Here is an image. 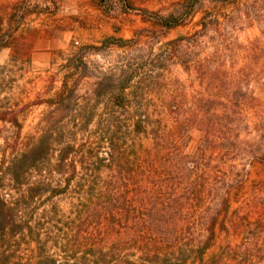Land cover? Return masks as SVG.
<instances>
[{
    "label": "trees",
    "instance_id": "16d2710c",
    "mask_svg": "<svg viewBox=\"0 0 264 264\" xmlns=\"http://www.w3.org/2000/svg\"><path fill=\"white\" fill-rule=\"evenodd\" d=\"M207 1L233 10H205ZM98 2L103 8L107 5L105 0ZM59 8L60 0H16L7 29L0 15V50L11 48L14 56H20L27 46L19 34L24 21L32 15L56 16ZM200 12L195 31L155 52L170 31L187 26ZM143 13L152 29H142L129 40L106 37L100 45L81 46L66 59L61 90L44 101L57 116L54 127L48 126V119L41 137L11 160L0 150V264H22L19 252L32 243L36 248L29 264H114L117 253L128 258L131 250L142 253L141 262L127 259L119 264H188L191 259L204 264L217 225L223 223L227 230L231 193L243 188L246 179L234 173L229 162L242 151L264 164L259 146H238L241 135L250 130L246 111L256 105L252 74L261 66L264 75V62L259 63L264 60V0H183L176 13ZM251 29L258 35L240 43L237 33ZM114 47L125 50V58L101 65L97 59L104 60ZM207 49L209 54L204 53ZM175 67L192 76V95L176 79L174 92L166 96L167 75ZM1 77L0 73V95L5 81ZM86 80H94L95 104L90 110L80 105ZM152 91L160 97V105L150 113L147 97ZM7 101L0 102V122L15 127L18 143L22 111ZM96 116L99 124L90 133L98 141L86 150L90 141L85 137ZM65 120L73 126L60 125ZM191 130L202 133L194 155L185 151ZM142 135L153 136L152 148L140 150L132 144L125 150L130 137ZM105 148L110 159L101 157ZM71 158H79L78 164L69 163ZM79 166L87 175L76 185L83 198L70 211L71 221L52 229L47 227L50 222L34 225L33 214L27 217L24 212L38 199L45 206L65 195ZM104 168L109 173L101 180ZM207 200H213L215 211L205 207ZM54 207L52 222L57 217ZM42 217L49 218V213ZM193 225L207 231L203 241L194 235L187 238ZM56 233L63 242L58 247L63 255L50 254L59 244L54 243ZM251 241L241 252L240 264L264 263V238L256 235Z\"/></svg>",
    "mask_w": 264,
    "mask_h": 264
},
{
    "label": "rangeland",
    "instance_id": "374dc122",
    "mask_svg": "<svg viewBox=\"0 0 264 264\" xmlns=\"http://www.w3.org/2000/svg\"><path fill=\"white\" fill-rule=\"evenodd\" d=\"M41 3L43 0H36ZM107 5L105 8L99 6L98 0H60L59 12L56 16L47 15H32L29 16L21 26L19 34L27 46H23L20 56H14L11 48L0 50V73L1 79H4V91L0 95V102L8 103L11 99L10 105L18 104L17 109L22 111L20 116L23 130L19 142L16 143L15 127L11 124L0 122V150L6 152V158L11 160L15 155L21 154L33 145L44 133L46 128V121L49 119L48 126H55L56 118L52 113V107L46 102L47 99L55 97L62 88V80L64 74L67 72L63 65L66 59L72 55L76 48L84 45H100L105 37L115 36L125 40L132 39L136 32L142 29H152L151 25L144 21L143 11L161 12L163 15L176 13L180 8V3L183 0H105ZM131 3L132 8H129L126 2ZM243 2L246 0H242ZM16 0H0V15L4 17V27L8 28L10 14L13 10V5ZM219 6V5H218ZM215 6L210 2H205L204 9L209 11H216L220 9L222 13H231L232 6L223 8ZM202 13H198L196 17L185 27H179L170 31L166 37L161 40V43L155 47V52L159 51L162 44L175 39L178 36L191 33L197 29L196 23L200 20ZM60 27V29H56ZM59 30L56 36L54 46L58 50L47 51L50 38L55 31ZM258 35L256 29L244 30L237 33L239 42L247 44ZM205 39L204 41L206 42ZM146 39H143L145 42ZM205 47V45H204ZM54 51V52H53ZM210 49L204 51L209 54ZM127 52L123 49L114 47L111 52H107L104 60L97 59L99 63L105 67L108 61L119 62L125 58ZM17 57V58H14ZM30 57V58H29ZM95 60V58H94ZM261 59L259 63H263ZM261 66H258L256 71L252 74L251 87L252 92L256 98V105L252 109L246 111V116L250 125L249 133H243L238 140L242 142L238 146L247 149L248 145L259 146L264 151V75L260 73ZM14 79L15 81H11ZM180 80L185 84V92L192 95L193 88H191L192 76L183 73L179 67L172 68L167 75V83H169V92L166 96L172 94L175 90L174 80ZM7 81H9L7 83ZM94 80H86L80 90L84 97L80 101V105L85 110H90L95 104L94 98L91 94L93 91L92 84ZM170 93V94H169ZM150 102V113L153 110H159L160 97L155 92H150L147 97ZM103 105L98 108L97 115L101 113ZM159 114L156 115L158 117ZM99 124L98 116L95 117L90 124L86 139L90 141L86 150L90 147H95L98 141L97 137L90 132H93ZM60 125L70 128L72 123L65 120ZM151 128V126H150ZM69 130V129H67ZM90 133V134H89ZM81 139V136L79 137ZM202 139V133L198 130H191L188 145L185 151L188 155H194L199 147ZM94 144V145H93ZM132 144H136L140 150L150 149L153 147V136H140L133 140L130 137L127 145H120L125 150L130 148ZM248 146V147H247ZM241 151V150H240ZM110 150L105 148L101 152V157L110 159ZM79 158H71L69 163L76 162L78 164ZM1 162V154H0ZM55 163L56 160H53ZM234 173L245 175V185L241 189H234L231 193L230 210L225 221L227 230H224L223 223H219L216 228V238L212 247L207 251L204 264H240L242 258L241 252L248 248L252 243L251 239L258 235L264 238V164L257 162L254 158L244 152L237 153L229 162ZM78 177L74 180L68 192L53 200L45 206L41 199L36 200L30 209L24 213L33 214V224L38 222H50L47 227L52 229L56 225L62 226L64 223L71 221L74 215H69L78 203L82 201V193H80L76 185L81 180L82 175H87L84 170L78 167ZM106 168L100 174L106 179L108 175ZM110 173H113L110 171ZM102 184V183H101ZM262 186V188H260ZM102 185L98 187V192H101ZM146 204V203H145ZM57 205V217L51 221V210ZM214 207L217 209L213 200H207L205 207ZM37 208L35 212L32 210ZM45 212L49 213V218H43ZM57 222V223H56ZM54 234V243L59 244L50 249V254L57 253L63 255L58 247L63 245V242ZM197 237L198 241H203L207 236V231L201 226L193 225L191 232L187 236L188 239ZM47 234H43V238ZM184 241V240H183ZM180 243L182 245L185 242ZM264 243V242H263ZM48 246L52 247L50 243ZM36 248V244L32 243L30 246L24 244L19 252L21 262L31 263L33 260L32 251ZM127 254L122 255L117 253L114 264H119L121 261L130 259L141 262L140 257L142 253L131 250ZM239 255V256H237ZM79 257H81L79 255ZM64 261V260H61ZM62 264V262L60 263ZM188 264H199L192 259ZM256 264V263H255ZM264 264V263H261Z\"/></svg>",
    "mask_w": 264,
    "mask_h": 264
},
{
    "label": "crops",
    "instance_id": "0c3cea01",
    "mask_svg": "<svg viewBox=\"0 0 264 264\" xmlns=\"http://www.w3.org/2000/svg\"><path fill=\"white\" fill-rule=\"evenodd\" d=\"M59 30H56L55 31V33H54V35L52 36V38H50L49 40H47V41H49L48 42V47H45L44 48V50H47V51H51V50H58L57 49V46H54V44H55V41H56V36L59 34V33H61V32H58ZM109 37V36H108ZM106 38V37H105ZM104 38V39H105ZM103 39V40H104ZM80 47H78V48H76V50L75 51H73V53H71L72 55L79 49ZM54 52V51H53ZM72 55H70L69 57H71ZM68 57V58H69Z\"/></svg>",
    "mask_w": 264,
    "mask_h": 264
}]
</instances>
